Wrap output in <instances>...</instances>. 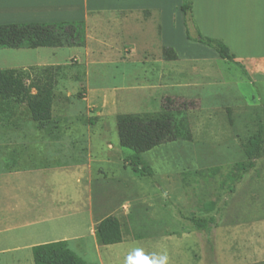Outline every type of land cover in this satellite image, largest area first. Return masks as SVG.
I'll return each mask as SVG.
<instances>
[{
  "label": "rangeland",
  "instance_id": "374dc122",
  "mask_svg": "<svg viewBox=\"0 0 264 264\" xmlns=\"http://www.w3.org/2000/svg\"><path fill=\"white\" fill-rule=\"evenodd\" d=\"M133 29L117 30L125 39L124 61L108 51L101 60H113L87 67L76 57L50 65L40 59V47L0 48V69L35 76L52 68L77 81L62 92V79L55 78L52 118L43 127L23 103L2 113L0 168L88 165L89 216L73 221L75 230H85L68 243L86 264H129V257L135 264L137 251L150 260L166 256V264H236L240 255L231 240L241 239L243 225L264 219V75L250 82L241 64L220 57L215 63L166 60L150 36ZM133 34L137 49L127 42ZM167 112L189 137L139 154L120 146L119 114ZM257 134L263 137L259 156L248 142ZM251 160L247 172L237 165ZM192 216H212L215 223L197 230ZM105 220L116 240L106 246L95 230Z\"/></svg>",
  "mask_w": 264,
  "mask_h": 264
},
{
  "label": "crops",
  "instance_id": "0c3cea01",
  "mask_svg": "<svg viewBox=\"0 0 264 264\" xmlns=\"http://www.w3.org/2000/svg\"><path fill=\"white\" fill-rule=\"evenodd\" d=\"M181 3L182 0H0V24L84 21L85 46L37 49L38 54L45 55L40 59L50 65L76 57L87 67L92 60H113H101L108 51H116L117 60L124 61L121 47L125 39L122 41L117 30L131 25L144 37L150 36L151 44L160 49L171 47L179 61L215 63L219 58L215 50L186 37ZM192 12L199 32L222 40L244 67L250 82L254 75H264V0H193ZM137 37L133 34V39L127 38L133 49L139 45ZM61 49L67 50L66 55L55 57ZM54 77L62 79V92L77 82L70 72L55 71ZM57 85L60 84L55 81L54 94ZM88 175L89 168L84 163L0 168V264H34V245L56 240L69 243L76 233L85 230H75L73 221L83 223L89 216L85 200ZM80 212L83 215L78 216ZM59 227L65 229L60 231ZM231 247L240 255L236 264H264V219L243 225L241 239H232Z\"/></svg>",
  "mask_w": 264,
  "mask_h": 264
},
{
  "label": "trees",
  "instance_id": "16d2710c",
  "mask_svg": "<svg viewBox=\"0 0 264 264\" xmlns=\"http://www.w3.org/2000/svg\"><path fill=\"white\" fill-rule=\"evenodd\" d=\"M192 5L193 0H182L180 7L186 37L212 48L221 59L240 65L222 40L204 36L199 32ZM85 31V22L81 20L0 24V48L85 46ZM161 52L166 60L178 59L171 47H162ZM51 69H44L40 75L35 76L24 75L9 68L0 69V116L4 111H10L13 104L23 103L39 127L49 122L52 118L55 83L54 71ZM116 126L120 146L132 150L134 154L149 151L160 144L175 140L178 136H190L189 131H182L174 123L172 114L168 112L158 117L119 114ZM260 130L264 134L263 129ZM262 140V135L257 134L248 141L249 147L256 149L255 156L262 152ZM132 164L137 168L140 161L135 160ZM237 165L247 172L254 166V161L239 162ZM242 177L243 172L237 175L236 181ZM209 205L212 203L209 202L207 206ZM190 220L197 230L208 229L215 223L212 216H192ZM109 222L111 220H105L95 227L97 238L103 245L116 242L114 234L107 228ZM32 254L34 264H86L85 260L69 247L67 240L36 244L32 247Z\"/></svg>",
  "mask_w": 264,
  "mask_h": 264
},
{
  "label": "clouds",
  "instance_id": "9594fccd",
  "mask_svg": "<svg viewBox=\"0 0 264 264\" xmlns=\"http://www.w3.org/2000/svg\"><path fill=\"white\" fill-rule=\"evenodd\" d=\"M129 264H131L132 257L128 258ZM167 257L162 256L156 259H149L145 257L141 251L136 252L135 264H166Z\"/></svg>",
  "mask_w": 264,
  "mask_h": 264
}]
</instances>
